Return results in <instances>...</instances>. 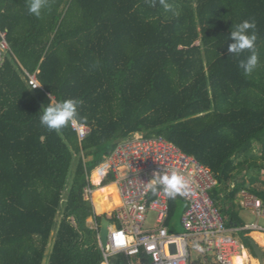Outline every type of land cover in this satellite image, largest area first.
I'll return each mask as SVG.
<instances>
[{"label": "trees", "instance_id": "1", "mask_svg": "<svg viewBox=\"0 0 264 264\" xmlns=\"http://www.w3.org/2000/svg\"><path fill=\"white\" fill-rule=\"evenodd\" d=\"M167 3L48 0L37 18L27 0H0L11 50L0 65V264H43L53 232L47 264H100L101 220H112L94 215L84 189L136 133L165 138L211 171V197L254 257L237 198L264 206V0ZM244 20L255 23L259 55L248 76L239 62L249 51H228L232 24ZM25 73H37L41 89ZM50 96L81 101V142L71 126H41ZM112 182L90 186L98 214L117 206ZM168 205L167 231L181 233L186 203ZM92 216L97 230L86 224Z\"/></svg>", "mask_w": 264, "mask_h": 264}, {"label": "built area", "instance_id": "2", "mask_svg": "<svg viewBox=\"0 0 264 264\" xmlns=\"http://www.w3.org/2000/svg\"><path fill=\"white\" fill-rule=\"evenodd\" d=\"M7 34L0 30V65L10 53ZM31 89H41L37 73H25ZM81 142L88 133L82 125L71 126ZM176 170L188 181V188L176 197L186 203V209L180 218L182 232L169 233L166 222L169 215L168 197L159 189L153 192L149 187L153 183L154 173ZM99 177L98 186L111 175L119 204L110 213H104L108 222L107 243L98 244L102 254L100 264H116L118 256L124 264H232L240 243L236 233L238 229L226 227L225 217L215 205L211 191L217 181L211 171L194 157L182 152L165 138H146L133 134L118 143L112 154L94 170ZM93 171V172H94ZM92 172V173H93ZM89 186L84 189L86 200L91 202L94 186L91 175ZM240 205L259 218H264V206L256 197L241 192ZM152 214L154 224L144 229L148 216ZM96 216V214L94 213ZM91 229L97 230L92 217ZM264 233L257 223L249 228ZM119 238V239H118ZM193 252L197 254L192 257ZM113 257L117 259L113 261ZM201 263V262H200Z\"/></svg>", "mask_w": 264, "mask_h": 264}, {"label": "clouds", "instance_id": "3", "mask_svg": "<svg viewBox=\"0 0 264 264\" xmlns=\"http://www.w3.org/2000/svg\"><path fill=\"white\" fill-rule=\"evenodd\" d=\"M150 3L155 6L156 0H150ZM159 3L165 10L170 8L167 0H159ZM47 6L48 0H27L29 14L37 18L41 16L43 9ZM254 29L255 23L253 21L244 20L235 25L232 24L230 31L232 43L228 45L229 53L236 56H239L245 50L250 53L246 59L239 62V67L246 76L251 75L259 64V55L255 48L257 37ZM49 100V104L42 107L39 112L40 124L48 130H60L67 126H77L85 119L78 114V107L81 103L79 99H53L50 96ZM153 177V183L149 185L152 191L156 192L158 188L162 189L170 199H174L188 188V181L176 170H172L171 174L167 172L154 173Z\"/></svg>", "mask_w": 264, "mask_h": 264}, {"label": "rangeland", "instance_id": "4", "mask_svg": "<svg viewBox=\"0 0 264 264\" xmlns=\"http://www.w3.org/2000/svg\"><path fill=\"white\" fill-rule=\"evenodd\" d=\"M94 174H95V172L92 173L91 179H94L93 178ZM92 182L94 184H97L99 182V178L97 179L96 182L94 180H92ZM95 187H97V186H95ZM108 201L110 202V200H108ZM240 201H241V199H240ZM110 212H112V210ZM96 215H98V213H96ZM240 217L244 220V223H246L247 225H252V224L257 223V225L264 230V218L263 217H259L258 218L254 213H252L250 211L243 212L242 214H240ZM88 221H89V218H88ZM58 222H59V218H57V223ZM88 224H90V223L88 222ZM153 224H154V218H153V215L150 214L148 216L145 224H144V229L151 228ZM260 232H262V231H260ZM258 237L262 239V242H261L262 244L258 243L255 239H253V240L259 246L260 250H262L263 253H264V233L262 234V236H258ZM256 239H258V238L256 237ZM53 240H54V232H53V234L51 236V239H50V242H49V246H48L47 252H46L47 257H46V259H45L43 264H47L48 255L51 252ZM246 253L243 252L240 256H235V257H237V262L238 263L242 262L243 264H258V262L255 259H253V260L250 259V257L252 256L250 250L246 249ZM196 256H197V254L195 252H193L192 257L195 258ZM207 264H213V263L208 261Z\"/></svg>", "mask_w": 264, "mask_h": 264}, {"label": "crops", "instance_id": "5", "mask_svg": "<svg viewBox=\"0 0 264 264\" xmlns=\"http://www.w3.org/2000/svg\"><path fill=\"white\" fill-rule=\"evenodd\" d=\"M95 172V171H94ZM95 175V174H94ZM93 175V176H94ZM94 178V177H93ZM99 177L97 176V178L96 179H98ZM96 179H92V180H94L95 182L97 181ZM98 184V183H97ZM97 184H94V187L95 186H97V187H95L96 189L95 190H97V189H99V188H103L102 186H98ZM109 185H113V184H109ZM109 185H107V186H109ZM107 186H105V187H107ZM94 190V191H95ZM93 191V192H94ZM93 194V193H92ZM117 200V199H116ZM110 202H111V200H110ZM237 202L239 203V205H240V199H239V195H238V198H237ZM112 203V202H111ZM91 204H92V206H93V211H94V213L96 214V212H95V210H94V205H93V203H92V196H91ZM119 204V203H118ZM241 206V205H240ZM116 207V206H115ZM114 207V208H115ZM248 211H250V212H252V210H250V209H246V208H244V207H242L241 206V212H240V214H242L243 212H248ZM107 213H109V212H107ZM253 213V212H252ZM104 213H102V214H98V215H96V216H106V217H108L107 215H103ZM93 217V216H92ZM92 217H89V221H88V219H87V221H86V224H87V226L90 228L91 226H92ZM109 218V217H108ZM243 220V219H242ZM88 222L90 223V224H88ZM243 222H244V220H243ZM253 225V224H252ZM252 225H247L246 223H245V228H249L250 226H252ZM181 226V225H180ZM246 230H249L250 231V233L247 235L248 236V238H250V241L251 240H253V239H255L258 243H260V244H262L261 242H262V239L261 238H258V236H262V234H263V232H260V231H258V230H250V229H246ZM176 234V233H175ZM178 234V233H177ZM238 237V236H237ZM256 237L258 238V239H256ZM238 240H239V243H240V247H239V249H238V251H237V253H236V255L235 256H240L243 252L244 253H246V249L243 247V245H242V242H241V239L238 237ZM254 241V240H253ZM255 242V241H254ZM256 243V242H255ZM258 246V245H257ZM259 247V246H258ZM260 249V248H259ZM262 251V250H261ZM263 252V251H262ZM247 254V253H246ZM233 257V263L234 264H236L237 263V257ZM250 259L251 260H253V259H255V257H250ZM256 260V259H255ZM208 261H210V262H212L210 259H207V262ZM201 263L200 264H204V263H202V261H200ZM207 262H206V264H207ZM263 262H264V253H263ZM253 263V262H252ZM264 264V263H263Z\"/></svg>", "mask_w": 264, "mask_h": 264}, {"label": "water", "instance_id": "6", "mask_svg": "<svg viewBox=\"0 0 264 264\" xmlns=\"http://www.w3.org/2000/svg\"><path fill=\"white\" fill-rule=\"evenodd\" d=\"M107 226H108V221L105 218H103L101 220V224L99 228V239L103 247L107 243V234H108ZM249 244H250V247L252 249V252L258 264H263L264 263L263 262V252L259 249V247L253 240H251ZM116 259H117L116 257H113V261H115Z\"/></svg>", "mask_w": 264, "mask_h": 264}, {"label": "bare ground", "instance_id": "7", "mask_svg": "<svg viewBox=\"0 0 264 264\" xmlns=\"http://www.w3.org/2000/svg\"><path fill=\"white\" fill-rule=\"evenodd\" d=\"M97 176H98V174L95 172V175L93 176V177H94V179H96V178H97ZM96 180H97V179H96ZM116 203H117V205H118V203H119L118 196H117ZM232 264H234V263H233V259H232ZM238 264H243V263H242V262H239Z\"/></svg>", "mask_w": 264, "mask_h": 264}]
</instances>
